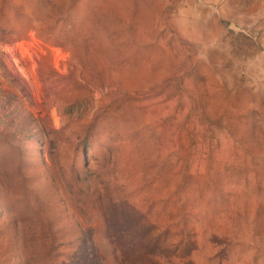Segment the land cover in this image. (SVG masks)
Listing matches in <instances>:
<instances>
[{"label":"rangeland","instance_id":"1","mask_svg":"<svg viewBox=\"0 0 264 264\" xmlns=\"http://www.w3.org/2000/svg\"><path fill=\"white\" fill-rule=\"evenodd\" d=\"M0 264H264V0H0Z\"/></svg>","mask_w":264,"mask_h":264}]
</instances>
